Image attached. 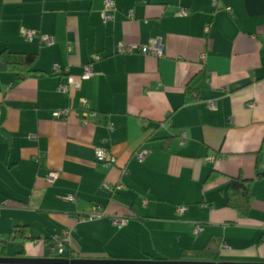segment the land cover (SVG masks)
Instances as JSON below:
<instances>
[{
  "label": "crops",
  "instance_id": "1",
  "mask_svg": "<svg viewBox=\"0 0 264 264\" xmlns=\"http://www.w3.org/2000/svg\"><path fill=\"white\" fill-rule=\"evenodd\" d=\"M113 1L106 21V0H0V52L36 53L41 71L0 70V239L27 231L4 256L183 259L218 236L219 261L264 262V0ZM155 39L162 56L140 50ZM67 76L80 86L61 92ZM60 108L69 116L55 117ZM97 147L115 163L97 162ZM238 176L254 179L247 216L226 205ZM97 207L103 216L82 219Z\"/></svg>",
  "mask_w": 264,
  "mask_h": 264
},
{
  "label": "trees",
  "instance_id": "2",
  "mask_svg": "<svg viewBox=\"0 0 264 264\" xmlns=\"http://www.w3.org/2000/svg\"><path fill=\"white\" fill-rule=\"evenodd\" d=\"M37 59L38 54L36 53H16L9 50H3L0 52V70H13L17 72V80L39 75L41 74V71L35 68ZM191 98L192 96H188L187 100H190ZM263 162L264 139L260 150L257 152L258 178L263 177L264 175L261 170ZM253 182L254 179H246L242 176L231 177L227 189L226 205L235 209L239 214L247 216L252 209L253 201L255 199ZM26 234L27 231L25 226L21 225L14 228L10 239H0V256L5 255L6 245L9 241L23 242L26 239ZM49 242L51 241L49 240ZM219 243L220 238L218 236H213L205 247L187 250L183 259L219 261ZM20 254H23V251L18 253V255ZM67 256L72 257V252L70 251Z\"/></svg>",
  "mask_w": 264,
  "mask_h": 264
},
{
  "label": "built area",
  "instance_id": "3",
  "mask_svg": "<svg viewBox=\"0 0 264 264\" xmlns=\"http://www.w3.org/2000/svg\"><path fill=\"white\" fill-rule=\"evenodd\" d=\"M116 9L115 7V3L113 0H106L105 3V8L102 12V16L104 20H109L113 18L112 12ZM190 9L187 7H181L179 10V14L181 15H187L189 13ZM130 17L132 16V14L129 15ZM208 30V27H207ZM22 34L23 36L27 39V40H33L35 37H37L39 34L36 30L31 29V28H22ZM42 41L46 42V43H51L52 40L48 37V36H41ZM118 51L119 52H132L134 51L135 47L133 45H124L122 43H120L118 45ZM141 51L146 52V53H151L154 54L156 56H162L163 55V46L162 43L159 39H155L149 46H144L140 48ZM206 57V53L203 52L201 59L204 60ZM102 57L100 54H95L92 58V61L90 63H88L85 67H84V74L83 76L85 78H89L94 74V63L98 60H100ZM74 85L75 87H79L80 86V81L75 80L73 77L71 76H67L65 80H63L59 86L58 89L61 92H69L70 86ZM81 106L83 109L86 110L87 113H85V115L87 116H91V117H95L96 116V112L90 111V105L89 102L87 100H83L81 103ZM249 106H253V103H249ZM210 107L214 108L215 104L214 102H210ZM70 114V109L69 108H60V109H56L53 111V115L55 117H68ZM86 121V118L85 120ZM109 129L113 130L114 126L113 124L109 125ZM187 138V134L186 132H182L181 136H180V142L183 144L185 142ZM148 154V150H142L137 152L136 157L137 159L142 162L144 161L146 155ZM95 158L96 161L99 163H102L106 166L112 165L115 163V158L111 155V153L109 152V150H107L106 148L103 147H97L95 150ZM124 172H126V170H124ZM60 173L58 170H50L49 173L47 174L46 180L49 183H54L56 181V179L59 177ZM104 187L107 188L110 191H114L118 188H120L121 186L119 184L114 185V184H104ZM69 198H73L72 196H69ZM179 213H182L184 211V207H180L178 209ZM105 213L103 211L102 208L97 207L94 212L92 214H90L88 217L82 218V219H94L100 216H103ZM112 222L114 225L118 226V227H122L123 225L126 224L127 219L124 217H114L112 219ZM202 230V226L200 224H196L195 225V232L199 233ZM58 247H59V253H62L64 251V242H58Z\"/></svg>",
  "mask_w": 264,
  "mask_h": 264
},
{
  "label": "water",
  "instance_id": "4",
  "mask_svg": "<svg viewBox=\"0 0 264 264\" xmlns=\"http://www.w3.org/2000/svg\"><path fill=\"white\" fill-rule=\"evenodd\" d=\"M0 264H264V262H229L184 259H95V258H68V257H18L0 256Z\"/></svg>",
  "mask_w": 264,
  "mask_h": 264
}]
</instances>
